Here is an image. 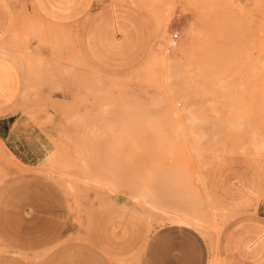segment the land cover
Instances as JSON below:
<instances>
[{"label": "rangeland", "instance_id": "obj_1", "mask_svg": "<svg viewBox=\"0 0 264 264\" xmlns=\"http://www.w3.org/2000/svg\"><path fill=\"white\" fill-rule=\"evenodd\" d=\"M130 2L154 33L150 54L132 71L103 73L77 53L49 81L20 57L19 109L31 119L41 110V125L58 126L37 173L61 190L84 236L125 205L150 232L175 226L195 234L213 253L207 264H218L226 216L206 200L203 174L224 154L264 159V0ZM44 81L61 95L39 97ZM11 165L0 146V179ZM184 210L197 218L193 226L172 223ZM0 257L10 264L13 256L0 249Z\"/></svg>", "mask_w": 264, "mask_h": 264}, {"label": "crops", "instance_id": "obj_2", "mask_svg": "<svg viewBox=\"0 0 264 264\" xmlns=\"http://www.w3.org/2000/svg\"><path fill=\"white\" fill-rule=\"evenodd\" d=\"M129 1L0 0V146L12 162L0 179V249L13 256L10 264H207L213 254L175 226L150 232L125 205L99 217L84 236L61 190L37 173L49 149L46 136L58 126L55 119L41 125V110L31 119L19 109L20 57L49 81L77 53L103 73L132 71L150 54L154 33ZM42 84L39 97L61 95L52 92L56 83ZM202 186L206 200L226 216L218 264H264V159L224 154L204 171ZM68 240L74 242L67 246Z\"/></svg>", "mask_w": 264, "mask_h": 264}, {"label": "bare ground", "instance_id": "obj_3", "mask_svg": "<svg viewBox=\"0 0 264 264\" xmlns=\"http://www.w3.org/2000/svg\"><path fill=\"white\" fill-rule=\"evenodd\" d=\"M131 1V0H130ZM129 1V2H130ZM135 1V0H134ZM119 2V1H118ZM143 4H147L146 2H144ZM149 6V5H148ZM142 7H144V6H142ZM150 8V7H149ZM151 9V8H150ZM153 10V9H152ZM154 13H156V12H154ZM151 16H153V15H151ZM153 18V17H152ZM170 45H174L175 44V41L174 40H170ZM9 50V49H8ZM4 52H6V51H4ZM3 52V53H4ZM16 52V51H15ZM8 53V52H7ZM6 53V54H7ZM18 58V57H17ZM88 58V57H87ZM14 60V59H13ZM88 60V59H87ZM90 60V59H89ZM88 60V61H89ZM20 62V61H19ZM90 62V61H89ZM16 63V62H15ZM22 65V64H21ZM62 69V68H61ZM64 71V70H63ZM140 73H142V72H140ZM140 73H139V75H140ZM137 75H138V73H137ZM95 76V75H94ZM135 76V75H134ZM133 76V77H134ZM132 77V78H133ZM117 78V77H116ZM113 79H115V78H113ZM133 79H135V78H133ZM117 80V79H116ZM122 80H124L123 78H122ZM130 80H131V77H130ZM97 81H99V80H97ZM127 81V80H126ZM100 83V82H99ZM120 84H121V82H120ZM110 85V84H109ZM126 85V84H125ZM102 86V85H101ZM131 86V85H130ZM119 88V85H118V87L116 86V90L117 91H119L120 89H118ZM128 88V87H127ZM122 90L124 89V87L123 88H121ZM104 90V89H103ZM129 90V89H128ZM127 90V91H128ZM23 91H24V89H23ZM25 92V91H24ZM106 95V94H105ZM117 95V94H116ZM120 95V94H119ZM119 95H117V96H119ZM124 95H126V94H124ZM111 97V96H110ZM113 97V96H112ZM116 97V96H115ZM263 153H264V151H263ZM250 159V158H249ZM261 165V164H260ZM262 166V165H261ZM19 169V168H18ZM17 169V170H18ZM20 170V169H19ZM24 172V171H23ZM143 196V195H142ZM141 199H143V198H141ZM138 200V199H137ZM208 206H209V204H208ZM204 211V210H203ZM172 212H173V210H172ZM171 212V213H172ZM198 214V213H197ZM166 217V216H165ZM197 219V218H196ZM196 219H195V217L192 215V214H190V213H188L187 211H183V213H174V215H173V218H172V223L174 222L175 224L177 223V224H179V225H185V226H190V225H192L193 226V221H196ZM167 220V219H166ZM165 221V220H164ZM168 222H169V220H167ZM171 223V222H170ZM171 223V224H172ZM221 224V223H220ZM207 226V225H206ZM196 227V226H195ZM194 227V228H195ZM220 227V226H219ZM198 229H200V228H198ZM204 231V230H203ZM216 235V234H215ZM217 236V235H216ZM215 248H216V246H215ZM214 248V249H215ZM216 251V250H215ZM217 253V252H216ZM215 257V256H214ZM215 260V259H214ZM36 262V261H35ZM210 264H212V263H210Z\"/></svg>", "mask_w": 264, "mask_h": 264}, {"label": "built area", "instance_id": "obj_4", "mask_svg": "<svg viewBox=\"0 0 264 264\" xmlns=\"http://www.w3.org/2000/svg\"><path fill=\"white\" fill-rule=\"evenodd\" d=\"M262 217L264 218V211L262 212Z\"/></svg>", "mask_w": 264, "mask_h": 264}]
</instances>
